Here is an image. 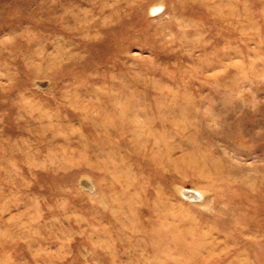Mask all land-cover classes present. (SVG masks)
<instances>
[{"label": "rangeland", "instance_id": "374dc122", "mask_svg": "<svg viewBox=\"0 0 264 264\" xmlns=\"http://www.w3.org/2000/svg\"><path fill=\"white\" fill-rule=\"evenodd\" d=\"M0 264H264V0H0Z\"/></svg>", "mask_w": 264, "mask_h": 264}, {"label": "bare ground", "instance_id": "6f19581e", "mask_svg": "<svg viewBox=\"0 0 264 264\" xmlns=\"http://www.w3.org/2000/svg\"><path fill=\"white\" fill-rule=\"evenodd\" d=\"M85 181H86V180H85ZM84 183H85V182H84ZM84 183H83V184H84ZM86 185H88V184H86ZM89 185H90V184H89ZM92 186H93V185H92ZM85 187H86V186H85ZM90 187H91V186H90ZM92 188H93V187H92ZM86 189H87V188H86ZM90 189H91V188H90ZM139 228H140V227H139ZM139 228L137 227V229H139Z\"/></svg>", "mask_w": 264, "mask_h": 264}]
</instances>
